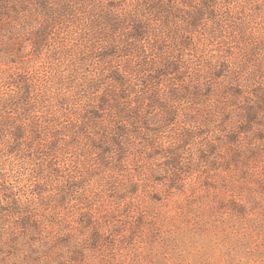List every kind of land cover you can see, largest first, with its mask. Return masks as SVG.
<instances>
[{
    "label": "rangeland",
    "instance_id": "374dc122",
    "mask_svg": "<svg viewBox=\"0 0 264 264\" xmlns=\"http://www.w3.org/2000/svg\"><path fill=\"white\" fill-rule=\"evenodd\" d=\"M261 2L0 0V97L16 95L0 119L43 130L0 164L55 170L36 198L16 190L31 206L0 194V264H264ZM59 70L50 89L71 102L55 110L85 118L54 143L48 105L17 91Z\"/></svg>",
    "mask_w": 264,
    "mask_h": 264
},
{
    "label": "trees",
    "instance_id": "16d2710c",
    "mask_svg": "<svg viewBox=\"0 0 264 264\" xmlns=\"http://www.w3.org/2000/svg\"><path fill=\"white\" fill-rule=\"evenodd\" d=\"M255 17L261 20V23L264 24V3H258L253 6ZM192 27L194 29H197L198 27H201L199 22L192 23ZM183 46H187L188 44L186 41L182 42ZM55 69V68H53ZM173 69H175V66H173ZM52 71V68L50 69ZM43 72H40V76L36 77V80H33L35 84L26 83L22 88H20L18 92V98H19V104L22 103L30 105V110L35 111L38 109L37 105H48V116H47V128L46 130H49V133H53L52 131H55L56 133L53 134V141L56 143V141L59 140V137L61 136L58 132H61L60 130V119L66 118L68 119L69 116H74L76 119H84L85 116L80 110H68L65 112L59 111V107L63 105L70 104L71 100L70 98H66L64 95H62L60 92H53L50 89V86L52 84H55L56 81L61 80V74L60 70L58 73L51 74V75H41ZM119 79V78H118ZM157 79V78H155ZM118 83L121 86H125L124 80L120 78V80H117ZM38 90V93L34 94V91ZM76 98H74L73 101H75ZM16 95H11L6 93V95H2L0 97V108L2 110H14ZM18 106V105H17ZM55 108H58L55 110ZM61 113L58 115L57 118H54V113ZM3 117V115H2ZM78 121V120H77ZM85 127L80 125L79 130L78 126L71 125L70 129L75 132H84ZM89 129V128H88ZM120 130V132H123V128H117ZM47 133V132H45ZM43 130L41 129V124L35 120L32 119L30 122L19 120L14 122L7 116H4L2 119H0V151L3 152L4 155L7 157H17L20 156V159H24L26 154V149L29 148L30 142H39L41 139H43ZM60 135V136H59ZM56 147V146H55ZM52 152L57 151L56 149L51 148ZM103 153H105L106 148L102 146L99 148ZM13 158H8L7 161L2 162L0 164V194L3 195L1 197H4V199L8 202H11V205L16 206L18 205L20 207H28L33 204V200L28 199L24 205L21 203H18L19 201L16 200V190L19 191V193H22L26 190L31 191V194L34 198L35 195H40L43 192V186H40L38 183L40 178L44 176L46 172L52 173L54 172V166L52 164H38V165H28L27 163H16L15 160H11ZM6 167H9L11 172H14V170H19V173L21 174L20 181L17 183H13L10 177L5 176L6 174H3L2 171L6 170ZM39 178V179H38ZM35 179V181L33 180ZM37 181V182H36ZM83 184L81 182H74V180L70 181V187L73 190H79ZM71 191V189H68ZM67 193V192H66ZM67 195V194H66ZM64 201V200H63ZM62 202V200H60ZM64 205V202L61 203V206ZM3 205L0 204V214L3 212ZM14 210V209H13ZM7 211V210H5ZM13 212V211H12Z\"/></svg>",
    "mask_w": 264,
    "mask_h": 264
}]
</instances>
